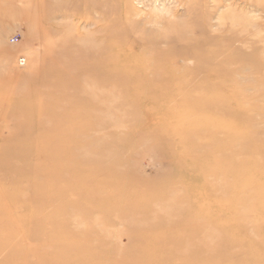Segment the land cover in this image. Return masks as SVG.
<instances>
[{
	"label": "rangeland",
	"instance_id": "obj_1",
	"mask_svg": "<svg viewBox=\"0 0 264 264\" xmlns=\"http://www.w3.org/2000/svg\"><path fill=\"white\" fill-rule=\"evenodd\" d=\"M0 264H264V0H0Z\"/></svg>",
	"mask_w": 264,
	"mask_h": 264
},
{
	"label": "bare ground",
	"instance_id": "obj_2",
	"mask_svg": "<svg viewBox=\"0 0 264 264\" xmlns=\"http://www.w3.org/2000/svg\"><path fill=\"white\" fill-rule=\"evenodd\" d=\"M93 6L97 7V10L106 8L105 6H103L102 8H99L102 5L98 3L94 4ZM107 7L110 8L109 5ZM60 17L61 19H64L65 13L60 12V14H57V13L55 14L51 12L48 15V18L50 20H53V19L56 20V19H59ZM47 29H49L48 39H50L52 35H57V33L60 31L55 27V25L50 26ZM53 30L56 32H52ZM70 43H71V35L64 34L63 38H61L60 41L58 42V45H56V43H53L52 48L50 47L48 48V53L51 54V56L53 57H52L51 63H48L45 65V67H43L42 77L37 81L41 85V87L44 88L43 91L34 88L35 87L34 85L37 84V82L34 80H29L26 83L29 85L28 87H32L36 89L34 90L31 88L30 91H28V94H26L28 101L29 102L31 101V103L35 101L38 104V106L35 108H34V105H32V107L24 106L20 104V102L17 101L18 100L17 99L15 101L16 102L15 106H14V103H12L9 111H14V107H15V110L23 111L28 115H31V112L33 113V116L37 114H42L47 110L49 99H53L57 95L58 97L62 98L64 91H67V89L70 88L72 85L78 84V82L82 78V72L79 70L77 71V69L79 68L77 67L76 69L74 66H72V63H75L80 60H86L87 57L85 58L84 56H82L83 58L80 56L73 57L69 51H66V45H68L69 47ZM56 47H61V48L65 47V48L61 49V51H57ZM98 56H99L98 58H96L97 57L96 56L92 59H88L89 61L91 60V64L86 65V69L91 67L93 70H96L97 68L103 65L102 64L103 62H107V61L110 62V58L108 59V57L104 56V54H101ZM123 67L124 65L122 64H118L116 65V67L111 66L109 67L108 72H111V71L113 72L115 71V69L123 70ZM123 73L127 74L129 73V71H123ZM13 80L14 78L10 79L9 82H13ZM9 82L7 81V84ZM22 83H23L22 81L19 83L20 87L22 86ZM136 93H140V91H136ZM11 155L12 157H14V152H12Z\"/></svg>",
	"mask_w": 264,
	"mask_h": 264
},
{
	"label": "built area",
	"instance_id": "obj_3",
	"mask_svg": "<svg viewBox=\"0 0 264 264\" xmlns=\"http://www.w3.org/2000/svg\"><path fill=\"white\" fill-rule=\"evenodd\" d=\"M18 65L23 66L25 64V60L23 58L18 59Z\"/></svg>",
	"mask_w": 264,
	"mask_h": 264
}]
</instances>
